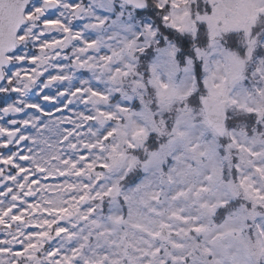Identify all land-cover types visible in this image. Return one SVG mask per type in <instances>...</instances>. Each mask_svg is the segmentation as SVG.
I'll return each mask as SVG.
<instances>
[{"label":"snow or ice","instance_id":"6c2138e0","mask_svg":"<svg viewBox=\"0 0 264 264\" xmlns=\"http://www.w3.org/2000/svg\"><path fill=\"white\" fill-rule=\"evenodd\" d=\"M0 264H264V0H0Z\"/></svg>","mask_w":264,"mask_h":264}]
</instances>
